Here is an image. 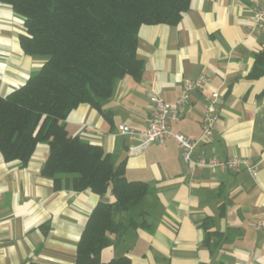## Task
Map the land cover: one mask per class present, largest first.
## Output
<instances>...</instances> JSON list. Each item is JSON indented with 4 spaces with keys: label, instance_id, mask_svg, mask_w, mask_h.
<instances>
[{
    "label": "crops",
    "instance_id": "obj_1",
    "mask_svg": "<svg viewBox=\"0 0 264 264\" xmlns=\"http://www.w3.org/2000/svg\"><path fill=\"white\" fill-rule=\"evenodd\" d=\"M260 9L264 0H192L179 24L142 26V80H121L102 111L82 104L69 115V135L101 145L116 165L125 161L129 181L150 188L142 208L153 230L111 236L103 264L123 256L131 264H264V231L254 228L264 217V77H249L255 55L264 50V26H253ZM24 32V20L0 3V96L23 86L44 64L23 52ZM202 74L209 85L190 94L187 113L172 130L199 141L196 157L245 158L258 165V175L206 168L192 174L174 138L135 155V142L118 133L120 125L146 130L151 97L174 103L185 81ZM215 89L224 102L213 135L202 139L205 99ZM49 151L41 142L24 168L0 153V264H76L92 212L116 201L111 188L103 195L66 184L56 190L42 174Z\"/></svg>",
    "mask_w": 264,
    "mask_h": 264
},
{
    "label": "trees",
    "instance_id": "obj_2",
    "mask_svg": "<svg viewBox=\"0 0 264 264\" xmlns=\"http://www.w3.org/2000/svg\"><path fill=\"white\" fill-rule=\"evenodd\" d=\"M191 1L0 0L24 20L20 45L25 55L44 61L23 86L0 96V153L24 168L45 142L50 151L42 174L53 179L56 190L66 184L103 195L111 188L116 198L114 203H99L92 212L76 264H103L101 253L114 243L111 236L123 238L129 229L153 226L142 208L149 185L129 181L125 161L116 165L101 145L69 135L66 121L82 104L102 111V103L125 77L141 81V27L179 24ZM249 77H264V50L255 55ZM109 264L131 260L123 256Z\"/></svg>",
    "mask_w": 264,
    "mask_h": 264
},
{
    "label": "built area",
    "instance_id": "obj_3",
    "mask_svg": "<svg viewBox=\"0 0 264 264\" xmlns=\"http://www.w3.org/2000/svg\"><path fill=\"white\" fill-rule=\"evenodd\" d=\"M253 26H264V9L257 11L253 17ZM210 83L207 75L202 74L197 79L185 81L184 90L180 99L174 103L166 102L159 96H152V110L148 128L143 131L135 130L126 125L118 127V133L133 140L131 154H139L154 143L164 145L169 138H174L182 149L183 159L193 174L197 168L211 170L240 172L246 170L253 176L258 175V165L240 157L221 158L217 155L209 157L195 156L199 143L187 135L172 130V123L186 115V108L190 106L189 96L191 93L205 89ZM205 114L202 125V139L213 135L215 125L219 120L218 110L224 102V96L220 89H215L210 96L206 97ZM256 231H264V217L257 220L254 225Z\"/></svg>",
    "mask_w": 264,
    "mask_h": 264
}]
</instances>
